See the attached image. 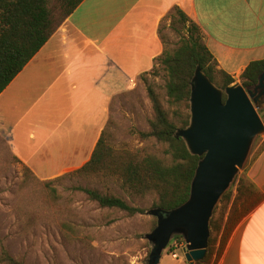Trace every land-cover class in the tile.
Segmentation results:
<instances>
[{
	"label": "crops",
	"instance_id": "crops-1",
	"mask_svg": "<svg viewBox=\"0 0 264 264\" xmlns=\"http://www.w3.org/2000/svg\"><path fill=\"white\" fill-rule=\"evenodd\" d=\"M176 7L236 80L264 59V0H84L0 94V124L13 153L44 179L88 162L115 96L163 54L160 25ZM246 176L264 194V149ZM216 264H264V199L236 226Z\"/></svg>",
	"mask_w": 264,
	"mask_h": 264
},
{
	"label": "rangeland",
	"instance_id": "rangeland-1",
	"mask_svg": "<svg viewBox=\"0 0 264 264\" xmlns=\"http://www.w3.org/2000/svg\"><path fill=\"white\" fill-rule=\"evenodd\" d=\"M55 15L58 22V10ZM190 22L184 26L175 9L162 19L160 33L165 49L173 50L188 36ZM166 82L167 74L158 57L150 72L134 80L130 90L115 96L105 128L112 147L119 151L144 150L170 161L166 143L153 137L142 140L138 134L150 130L149 122L154 116L148 85L153 86L178 128H182L181 118L190 114L185 104L169 102ZM236 82L241 83V79ZM259 111L264 122V104L258 107ZM6 130L1 123L0 255L5 247L26 264H147L152 245L145 235L153 229L156 219L146 212L158 201L156 193L136 194L119 173L87 175L75 170L47 179L40 178L33 170L27 173V165L13 153L10 145L13 142L4 135ZM263 148L264 134H261L255 139L238 177H246L252 161ZM78 187L121 197L144 212L130 215L117 208L101 207ZM233 191L236 194L235 186ZM175 240L179 239L172 240L160 264H190L183 249L173 244Z\"/></svg>",
	"mask_w": 264,
	"mask_h": 264
},
{
	"label": "trees",
	"instance_id": "trees-1",
	"mask_svg": "<svg viewBox=\"0 0 264 264\" xmlns=\"http://www.w3.org/2000/svg\"><path fill=\"white\" fill-rule=\"evenodd\" d=\"M83 1L0 0V94L35 57L57 27ZM55 10L59 11L58 22ZM175 11L180 16L181 23L186 26L190 21L189 17L179 7H176ZM188 31V36H184L177 47L173 50H164L160 56V63L167 74L166 90L169 102L173 105L185 104L190 108L191 83L198 67L224 89L236 82V79L219 68L217 59L203 40L200 27L191 21ZM263 71L264 59L252 61L240 77L244 88L253 91ZM147 90L154 116L149 122L150 130L140 131L138 134L142 140L153 137L166 143L167 153L171 155L170 161L144 150L119 151L111 146L108 141L110 134L104 129L91 159L75 172L87 175L119 173L136 194L145 196L148 193H156L158 201L153 207L173 210L189 199L196 168L202 157L192 155L185 141L176 137L178 125L170 119L153 86L148 85ZM226 99L227 95L224 93L223 100ZM189 121L190 114L181 118V127H186ZM25 170L27 173L33 172L29 166L25 167ZM234 186L236 194L233 191ZM77 189L85 192L101 207L117 208L130 215L144 212V209L132 206L121 197L104 194L97 189L86 187ZM263 199L264 194L250 178L238 177L215 209L210 223L208 253L197 264H214L225 250L239 222ZM155 219L153 228L157 225V218ZM176 239L182 240V237L176 236ZM0 262L26 264L14 258L5 247L2 248Z\"/></svg>",
	"mask_w": 264,
	"mask_h": 264
},
{
	"label": "water",
	"instance_id": "water-1",
	"mask_svg": "<svg viewBox=\"0 0 264 264\" xmlns=\"http://www.w3.org/2000/svg\"><path fill=\"white\" fill-rule=\"evenodd\" d=\"M263 98L264 71L251 91L240 82L224 89L200 67L196 69L189 100L190 121L177 129L176 137L185 141L192 155L202 159L185 203L173 210H147V214L157 218L156 227L145 235L152 245L147 264H160L163 252L176 236L185 241L186 261L197 264L205 258L215 209L235 183L255 139L264 134V122L258 112Z\"/></svg>",
	"mask_w": 264,
	"mask_h": 264
},
{
	"label": "built area",
	"instance_id": "built-area-1",
	"mask_svg": "<svg viewBox=\"0 0 264 264\" xmlns=\"http://www.w3.org/2000/svg\"><path fill=\"white\" fill-rule=\"evenodd\" d=\"M176 248H180V249H183L185 247V241L182 239V240H175L174 243ZM175 258H178V254L177 253H174L173 254Z\"/></svg>",
	"mask_w": 264,
	"mask_h": 264
}]
</instances>
